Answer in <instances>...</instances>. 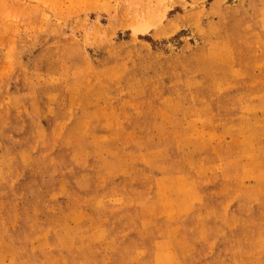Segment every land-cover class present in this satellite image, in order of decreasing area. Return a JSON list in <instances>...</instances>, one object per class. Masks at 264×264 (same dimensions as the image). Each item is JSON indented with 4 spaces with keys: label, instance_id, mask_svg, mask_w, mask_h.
Here are the masks:
<instances>
[{
    "label": "rangeland",
    "instance_id": "374dc122",
    "mask_svg": "<svg viewBox=\"0 0 264 264\" xmlns=\"http://www.w3.org/2000/svg\"><path fill=\"white\" fill-rule=\"evenodd\" d=\"M0 264H264V0H0Z\"/></svg>",
    "mask_w": 264,
    "mask_h": 264
}]
</instances>
